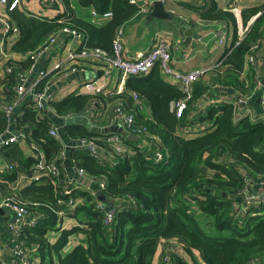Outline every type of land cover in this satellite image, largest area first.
<instances>
[{
	"label": "trees",
	"instance_id": "obj_1",
	"mask_svg": "<svg viewBox=\"0 0 264 264\" xmlns=\"http://www.w3.org/2000/svg\"><path fill=\"white\" fill-rule=\"evenodd\" d=\"M62 1L65 11L52 20L19 8L12 11L10 19L20 29L12 50L29 54L67 26L83 34L82 48L111 52L116 33L140 11L131 0ZM194 9L203 20L223 21L238 28L234 12L219 7L217 0H211L209 8ZM92 11L98 16L94 18ZM108 11L112 15L102 17ZM242 22L245 37L237 36L216 61L219 67L206 73H212L210 81L204 80V74L192 84L188 108L180 118L172 108L187 95L164 77L159 65L147 75L129 76L122 96L113 94L110 98L107 94L110 97L105 98L99 97L103 93H81L51 102L57 113L79 114L94 102L122 100L136 116V125L154 140L155 149L169 155L167 162H155L152 148L143 147L140 137L138 141L126 140L128 156L114 166L102 165L76 150L80 154L74 158L77 163L88 174L104 179L100 181L106 183V188L101 193L114 199L112 204L118 210L113 224L105 222V212L97 208L95 194L76 188L70 196L64 195L61 179L55 184L47 178H27L14 188L19 173L29 172L37 160L27 157L15 144L0 148L2 157L15 164L12 171L0 172V196L13 194L20 204L44 215L25 233L27 243L38 247L40 264H153L168 242L177 245V253L165 264H255L257 257L264 258V201L242 208L245 187L251 182L260 186L264 181V119L247 116L236 122L235 103H216L199 114L200 120L210 121L211 126L189 138L178 134V128L196 112L212 85L233 86L246 97L255 91L254 74L246 78L241 73L252 44L258 41L261 45L264 39V4L246 9ZM26 59L17 62L19 68L31 66L32 59ZM48 81L42 80L36 89L43 90ZM14 85V76H0V97L13 101ZM133 93L144 97L152 111L150 117L132 103ZM33 104L29 99L17 109L23 113L14 115L17 128L27 132L29 141L47 159L60 164L62 143L49 134L54 119L49 110L39 111ZM5 118L0 112V129L7 125ZM64 129L73 139L98 136L83 125L70 124ZM98 143L108 147L100 137ZM69 197L78 204L72 207L58 201H68ZM66 219L70 225L65 224ZM73 236L80 242L71 249Z\"/></svg>",
	"mask_w": 264,
	"mask_h": 264
},
{
	"label": "built area",
	"instance_id": "obj_2",
	"mask_svg": "<svg viewBox=\"0 0 264 264\" xmlns=\"http://www.w3.org/2000/svg\"><path fill=\"white\" fill-rule=\"evenodd\" d=\"M161 1L164 3L166 0ZM131 2L140 6L139 14H148L154 4V0H131ZM0 5L6 8L10 16L12 11L22 5V0H0ZM169 12L177 14L175 8H171ZM92 14L94 18L98 16L95 11H92ZM111 15L112 12L108 11L104 13L102 17L108 18ZM9 16L0 12V63H2L0 76H14L15 85L13 87V92L15 93V99L13 101L0 99V112H2L7 119V125L0 129V148L2 146H9L26 141V143H29V146L34 149L35 158L37 160L35 166L29 172L24 171L19 173V182L14 188H16L23 179L27 178H31L35 181L47 178L49 180H53L55 184H59L58 179H61L60 183L63 184V162L60 161V164L52 160L44 162V155L36 149L33 143L29 141L27 132L23 129L17 128V124L15 123L14 125V122L12 121V119L15 118L14 115L16 110L28 100L25 97L27 93L31 94V100L34 102L33 106L39 111L44 108L43 101H46L48 104V107L46 108L47 111L49 110L52 115H54L58 120H61V123H53L49 130V134L58 140H60V129L64 127L70 119L86 116H90L92 118L95 117L96 102L85 110V112L79 114H60L54 111L51 102L55 100L57 93L55 89L59 88V85L56 84L57 78L51 77V73L53 71H56L59 75H67L70 71L82 69L86 64L95 63L99 66V68L104 70L106 78L104 80H89L84 82L83 86L86 89V92L90 94L109 93L110 95H113L115 94L114 90L107 91V79L115 70L120 71L123 77L143 76L149 74L156 65H159L166 78L187 95L186 99L177 101L172 108V111H174L176 116L180 118L188 108V100L191 98L193 92L192 84L200 79L202 75L211 71L215 66L219 67L220 65L218 63L212 68H198L183 74L175 70L171 64L172 45L170 43V39L166 37V35H157L154 44L146 51L139 52L137 55H128L126 53L123 28L116 33L113 42V50L108 52L100 49L82 48L81 45L84 40L83 34L75 29L62 26L58 31L49 36L36 50L26 55L20 54L25 59L31 58L33 63L28 69L19 68L17 61H13L7 51L10 39L17 36L20 32L18 25L12 21ZM228 33L229 31L225 27H219L215 32L214 38L219 42V44H223L228 39ZM245 35L246 28L243 34L237 36L238 39H243ZM64 36L72 42L69 45L66 56L55 65L53 70L50 71L45 68H40V70L36 72L40 59L45 58L48 54H50L55 44L61 42ZM259 55L260 43L255 41L245 57V66L243 72L241 73L244 77L248 76L249 73H253L256 88L262 86L264 83V79L260 76L258 68ZM44 79H48L49 81L46 82L43 90L38 91L36 88ZM55 84L56 88L53 89L52 87ZM240 96L244 99L248 98L243 96L242 93ZM133 97L137 99L140 95L133 93ZM260 103L264 107V88ZM235 104L237 106L234 115L236 122L247 116H249L252 120H257V118L264 119V112L255 116L254 111L251 108L241 109L238 103ZM126 107L127 106L121 100H116V103L111 109L109 124L123 123L125 128L131 133L139 136L141 141H143V137L147 142V144L144 143V145H149L147 148H151L150 146L154 145V140L146 136L142 127L136 125V116L130 113ZM143 107L144 105L141 103L139 105V109H143ZM198 112L199 111L196 110V112L190 116L187 123L178 128L179 135L189 138L211 126V124L203 127L200 126L198 121V115L200 113ZM126 140V136L116 132H111L107 133L103 140L108 144V147L100 145L98 143V137H80L74 139L72 141V147L77 151L85 152L102 165L114 166L117 165L120 160L128 156L129 146ZM152 156L155 162H167L169 158L167 153L155 148L152 149ZM73 167L75 169L76 176L73 177L71 181H67V185L63 186L61 191L62 194L67 196H70L74 189L82 188L84 186L81 179L84 180L86 177H94L88 174L84 167L79 165L76 160H73ZM14 168V163L5 160L3 162V168L0 171H12ZM253 184L256 185L254 182ZM98 185L99 189L92 191L93 194L97 196L96 206L98 209L105 212V222L113 224L118 210L116 209L115 204L103 202L98 199V195L102 194L101 190L106 188V184L102 182ZM259 185L264 187V181L260 182ZM260 186L258 187L260 188ZM87 187L90 188V186ZM262 191L260 193L258 190L254 191V189L250 186H246L242 193V195H244L242 199L244 202V205L242 206L243 210L252 202H256L258 200L264 201V193ZM58 201L60 204H67L72 207L78 204L74 197H69L68 201H64L62 198H59ZM0 208H7L12 213V218L9 220V229L13 233L12 239L14 241L11 260L3 264H37L36 259L39 257L38 247L27 243L25 233L27 229L29 230L36 227L44 215L33 212L26 206L20 204L13 194L0 196ZM175 246H171L168 254L164 257L167 260L166 263L169 262L172 255L177 253ZM254 263L264 264V258L257 257L254 260Z\"/></svg>",
	"mask_w": 264,
	"mask_h": 264
},
{
	"label": "crops",
	"instance_id": "obj_3",
	"mask_svg": "<svg viewBox=\"0 0 264 264\" xmlns=\"http://www.w3.org/2000/svg\"><path fill=\"white\" fill-rule=\"evenodd\" d=\"M217 4L221 8L232 10L234 12L236 20L238 22L237 30L234 28V26L226 22L203 20L200 17L198 12L194 8H209L211 6V0H166L164 2L166 10L169 12L171 8H175V10L177 11V14L171 13L173 16L172 19L165 20L156 18L150 21L148 19V15L150 13L149 12L148 14L144 15L138 14L125 23V25L123 26V30L125 36L126 53L128 55H137L139 52L146 51L154 44L157 35L163 34L170 39V43L172 45L171 64L175 70L180 73L186 74L198 68H212L216 61L219 60L225 53V51L234 43L237 35H241L244 33L245 28L243 27L242 21L245 10L264 4V0H217ZM19 9L26 10L28 14L36 16L38 18L52 20L65 11V5L63 4L62 0H22V5L19 7ZM0 12L9 16V13L4 6L0 5ZM219 27H225L229 31L228 39L223 44H219V42L214 38L215 32ZM189 31H191L190 38L187 35ZM19 38L20 32L17 36H14L10 39V41L8 42L7 51L13 61L16 60L17 62H25L27 59L21 56L20 53L12 50L11 44L17 41ZM71 43L72 42L66 36H64L61 42L55 44L50 54H48L45 58L40 59L36 72L40 70V68H45L50 71L53 70L55 65L66 56L67 50ZM41 60L44 61L41 62ZM258 68L259 73L264 70V39L260 45ZM1 69L2 63H0V70ZM211 74V72L206 74L204 80L210 81ZM250 74L251 73H249L246 78H248ZM51 77L57 78L56 84L59 85V88H56V84L52 87L53 89L56 88L55 90L57 92L55 100H62L72 94L78 95L81 93H88L83 86L84 82L89 80H104L106 78L104 70L99 68V66L95 63L86 64L82 69L70 71L67 75H59L58 73H56V71H53L51 73ZM164 77L166 78L165 75ZM127 79L128 77H123L120 71L115 70L107 79V91L114 90L115 94L113 96H122L124 94ZM262 79H264V77ZM263 88L264 83L262 84V86L257 87L247 99L242 98V100L246 102L245 106H243L236 101V96L241 94L239 90L230 85H222L216 83L209 88V90L205 93L204 98H202V101L197 105V110L199 111L198 113H200V115L203 112L205 113L210 105L222 102H231L238 103L241 109L251 108L254 111V115L257 116L260 113L264 112V107L260 103ZM107 94L109 93H103L102 95L100 94L99 97L103 96L105 98H109L110 96H107ZM113 96L111 95L110 98H114ZM25 97L29 100L31 99V94L27 93ZM0 99L4 100L3 96L0 97ZM115 103L116 100L112 99L108 100L105 103H103L101 100L99 104H95V117H76L70 119L65 126L70 124L83 125L88 127L90 130L94 126L108 128V132H98L97 137H100V139L104 140V136H106L107 133L116 132L122 134L123 136H126L128 139L132 133L125 128V125L123 123H112L111 125L109 124L111 109ZM132 103L138 105L143 103V109L137 110L148 117L152 115V111L146 104L144 97L140 96L137 99L133 97ZM128 111L132 113L130 109H128ZM21 113L22 111L17 112L16 110L15 114L20 115ZM49 113L56 124H58L59 122L61 123V120H58L54 115L51 114V112ZM200 115H198L200 126H207L211 123L210 121L200 120ZM12 121L14 122V125L15 123H18V120L16 121V117L12 119ZM99 135L104 136L102 137ZM73 140L74 139L69 136L67 131H65L64 127H62L60 129V142H62V151L59 153L58 160L63 162L64 165V175L62 180L64 184L63 186L67 185V181H71V179L76 176L75 169L73 167V160H75L74 158L76 156H79L80 154L76 152V150L72 147ZM138 140L139 136L138 139H134L131 141ZM141 142L143 144H147L146 141ZM15 146L21 147L27 157L35 158L34 149L29 146V143H26V141L15 144ZM148 146L149 145H143V147ZM150 147L152 149L155 148L154 145ZM43 160L44 162L49 161V159H47L45 155L43 157ZM4 161L5 160L0 154V170L3 168ZM101 179L97 177H86L84 178V180L81 179L84 183V186L81 189L88 190L90 192L98 190V184L102 183V181H100ZM87 186H90V188H88ZM249 186L254 190H264L259 188L257 185H254L253 182L249 183ZM11 218L12 213L9 211V209L0 208L1 264L9 262L13 254V233L9 229V220ZM68 223L71 224V222L66 219L65 224L70 225ZM79 242L80 239L74 237L73 242L71 243V249ZM163 254V250L161 254H156L153 264H162L161 259ZM36 261L37 264H40V256L36 259Z\"/></svg>",
	"mask_w": 264,
	"mask_h": 264
},
{
	"label": "water",
	"instance_id": "obj_4",
	"mask_svg": "<svg viewBox=\"0 0 264 264\" xmlns=\"http://www.w3.org/2000/svg\"><path fill=\"white\" fill-rule=\"evenodd\" d=\"M172 17H173L172 14L169 13L166 10L165 5H164V3L161 0L154 1L153 7H152V9H151V11H150V13L148 15V19L150 21L153 20V19H156V18L157 19H165V20L169 19L170 20V19H172ZM190 33H191V31H189L187 33L189 38L191 37ZM42 61H44V60H41V62ZM260 76L264 77V70H262V72H260ZM236 101L239 104L243 105V106H245V104H246V102L244 100H242L240 95L236 96ZM43 104H44V108L48 107V104H47L46 101H43ZM91 131L96 132V133H98V132H108V128H101V127H98V126H94V127L91 128ZM128 139H131V140L138 139V136L132 133L129 136ZM98 199L103 201V202L114 203V199H112V198H110L108 196H104L102 194L98 195Z\"/></svg>",
	"mask_w": 264,
	"mask_h": 264
},
{
	"label": "rangeland",
	"instance_id": "obj_5",
	"mask_svg": "<svg viewBox=\"0 0 264 264\" xmlns=\"http://www.w3.org/2000/svg\"><path fill=\"white\" fill-rule=\"evenodd\" d=\"M196 215H197L199 218L203 219V216H200L198 213H196ZM170 247H171V245H170L169 243H164V254H163L162 259H161L162 264H165L166 261H167L166 258H164V257H165V255L168 254V252H169V248H170Z\"/></svg>",
	"mask_w": 264,
	"mask_h": 264
}]
</instances>
